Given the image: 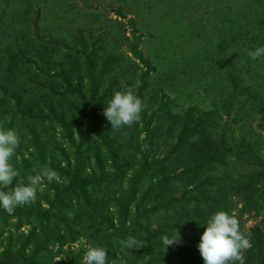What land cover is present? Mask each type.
Segmentation results:
<instances>
[{"label":"trees","instance_id":"16d2710c","mask_svg":"<svg viewBox=\"0 0 264 264\" xmlns=\"http://www.w3.org/2000/svg\"><path fill=\"white\" fill-rule=\"evenodd\" d=\"M31 9L24 8L18 21L10 22L12 44H5L4 38V51L0 49V74H8L0 82V128L14 129L20 138L11 163L21 169L20 177L34 164L35 157L28 159L21 151L23 134L29 135L34 154L46 157L44 152L50 150L45 147L48 138H42L46 122L61 125L71 143L73 128H78L79 140L73 145L72 160L67 157L63 166L59 161L42 165L56 170L62 183L53 182L56 186L45 195V206L20 205L11 216L0 210V238L1 230L10 225L14 232L31 226L27 234L18 236L22 240L17 247L13 236H8L0 264H51L50 248L80 237L91 246L107 248L108 264L120 260L124 264H204L196 247L204 231L200 224L220 210L238 219L243 213L259 214L264 209V151L257 143L261 136L227 135L220 124L221 114L229 117L233 110L237 117L264 111V92L259 94L252 82L254 69L264 67V57L248 56L264 45V33L251 30L260 28L254 15L225 19L224 36L203 50L224 53L213 61L220 65L217 75L222 86L210 103L212 108L194 116L187 112L191 109L174 113V101L167 97L159 103L153 100L157 96L150 90V72L156 67L139 47L142 35L132 33L130 38L113 33L120 23H100L93 13L94 37L71 33L76 35L74 45L57 50L41 37L44 27L37 19L30 26ZM129 22L134 28V20ZM98 23L101 27H96ZM81 42L84 45L78 49L76 44ZM123 46L144 65L143 71L120 51ZM209 60L201 61L193 74L204 77L213 66L211 56ZM190 61H174L177 66L171 68L178 70V77L185 75ZM212 79L216 81V74ZM127 89L142 101L140 120L130 127L111 128L104 106L114 92ZM45 97L49 106L43 105ZM82 123L87 133H82ZM258 125L264 131V115ZM164 147L168 149L163 153ZM177 231L179 242L163 247L161 235ZM241 232L249 241L245 264H264V220L261 226ZM129 236L136 238L138 248H130L128 254L118 241Z\"/></svg>","mask_w":264,"mask_h":264},{"label":"rangeland","instance_id":"374dc122","mask_svg":"<svg viewBox=\"0 0 264 264\" xmlns=\"http://www.w3.org/2000/svg\"><path fill=\"white\" fill-rule=\"evenodd\" d=\"M37 5L39 7L38 12L35 11ZM28 6L33 7L28 20L30 26H32V21L37 19L38 24L44 27L41 37L50 42L47 45L57 50L62 49L63 51L65 48L72 47L77 41L75 34L80 33L85 38L91 33L90 39L94 37L97 30L92 27V19L96 18L93 13L98 15L97 19L100 23L109 24L110 20L119 22L120 27L115 26V29H112L114 30L113 33H124L130 38L133 37L132 33L142 35V42L139 47L144 57H149L152 65L156 67L154 73L150 72V79L153 80L150 90L152 94L155 93L157 96L153 100L157 103L165 97L173 100V111L180 115L186 112V109H191L187 112L196 116L201 111L212 108L210 103L222 86V78L217 75V71L221 69L220 65L214 64L213 61L224 53L220 51L205 53L203 50L208 46L216 45L217 39L224 36L221 31L223 27L228 25H225V19L231 20L239 15H254L253 18L260 28L254 26L251 30L254 33H264V0H164L160 5L155 0H0V49L3 51L4 38L6 39L5 44L8 46L12 44L11 36L14 26L11 29L10 22L13 19L18 21L23 9ZM129 19L134 20V28ZM100 23L96 24V27H99ZM78 29L79 32H77ZM71 33L75 34L71 35ZM83 45L82 42L77 43L76 47L81 49ZM120 51L134 60L139 72L145 69L139 60L131 57L125 46L121 47ZM209 56H211L213 66L206 71L205 76L200 78L199 74L201 73L193 74L199 69L198 65L201 61H210ZM182 59H193V61H190V70L185 67L187 73L185 75L179 73L178 77V70L171 67L177 66L172 64L174 61L181 63ZM168 70L170 72H167ZM254 70L253 86L259 94H263L264 67ZM215 74L216 81L212 79ZM6 76H8L6 72L1 73L0 82L5 80ZM42 101L44 106H49L50 100L47 97ZM151 105L154 106V104ZM261 107L264 109V105ZM43 111L47 112L46 109ZM255 112L248 111L239 117L234 115V110L229 117L221 114L222 121L220 124L228 130L226 131L227 135L234 133L237 136L248 132L252 134V137L260 135V140H256L257 143L259 141L260 151L263 152L264 131L258 127V123L261 116L264 115V111L259 112L257 110ZM56 123L49 124L46 122L43 125L45 135L42 138H48L49 142L45 147L50 149L48 152H44L46 157L43 154L42 158L37 154L35 155L29 135L23 134L21 151L24 157L28 159L35 157V161L33 166L28 167L26 172L22 174L21 181L26 183L27 177L35 175L43 167V164L53 165L54 161H59L63 166L67 157L69 160L73 159V145L79 140V130L73 128L75 140L71 143L64 134L61 125ZM82 124H84L81 128L82 133H87L88 127L85 123ZM92 137L95 138L94 135ZM166 149L168 148L164 147L161 151L164 153L167 151ZM246 168L248 169V167L242 166L243 170ZM18 171L21 169L19 168ZM18 179L13 178L14 181L11 183L12 185H9V188L14 187ZM55 186L54 183L43 182L38 188L35 200L31 203L40 202L45 206V195L50 194ZM263 220L264 209L259 214L251 211L243 213L238 218V222L241 224L240 230L244 232L254 226H261ZM12 228L10 225L1 230L0 251L7 245L8 236H13L12 242L14 247H17L22 240L18 236L22 237L23 234H27L31 230V226H23L17 232L12 231ZM90 246L91 244L86 237H80L77 241L62 247L54 246L49 250V253L52 254L51 264H83L82 257Z\"/></svg>","mask_w":264,"mask_h":264},{"label":"clouds","instance_id":"9594fccd","mask_svg":"<svg viewBox=\"0 0 264 264\" xmlns=\"http://www.w3.org/2000/svg\"><path fill=\"white\" fill-rule=\"evenodd\" d=\"M252 60L264 57V45L248 52ZM142 101L131 89L116 91L104 106L103 115L111 128L131 126L140 120ZM20 143L18 133L14 129L0 128V210L11 216L17 206L31 203L36 198L38 188L43 182L51 184L60 182L61 177L53 168L44 166L27 182L20 179L19 171L11 160ZM13 178H19L14 187L9 188ZM204 231L196 245L204 264H245L244 251L249 241L241 232L238 219L220 210L212 213L204 224ZM163 247L167 248L179 242V233L161 235ZM122 252L129 254L130 248H138L134 236L118 241ZM141 247V246H140ZM108 249L103 246H90L82 257L83 264H108ZM113 264H116L114 261ZM119 264H124L123 260Z\"/></svg>","mask_w":264,"mask_h":264}]
</instances>
